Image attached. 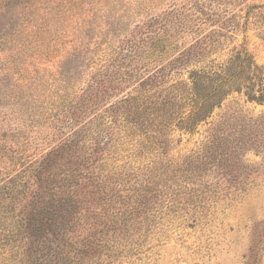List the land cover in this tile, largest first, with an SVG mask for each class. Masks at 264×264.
<instances>
[{"label": "rangeland", "instance_id": "374dc122", "mask_svg": "<svg viewBox=\"0 0 264 264\" xmlns=\"http://www.w3.org/2000/svg\"><path fill=\"white\" fill-rule=\"evenodd\" d=\"M223 23L206 62L245 47L264 67V0H0V264H72L52 236L27 241L45 220L24 205L39 161L85 124L102 141L100 175L127 200L100 264H264V105L233 94L158 145L105 120Z\"/></svg>", "mask_w": 264, "mask_h": 264}, {"label": "trees", "instance_id": "16d2710c", "mask_svg": "<svg viewBox=\"0 0 264 264\" xmlns=\"http://www.w3.org/2000/svg\"><path fill=\"white\" fill-rule=\"evenodd\" d=\"M223 26L182 50L168 70L140 80L107 109L106 124L110 128L124 125L129 134L158 145L175 128L194 132L233 94L264 105V67L245 47L235 48L222 63L206 62L221 43ZM152 44L157 43L152 40ZM91 130L85 124L39 161L40 181L24 205L28 221L36 217L45 220L38 225L29 222L27 241L35 243L52 236L59 259L72 264H100L106 240L120 231L121 217L115 211L127 201L108 177L100 175V164L93 157L102 141ZM83 151L90 154L88 161L81 160ZM135 202L129 201L127 205L132 204L127 208H135ZM110 212L113 215H108Z\"/></svg>", "mask_w": 264, "mask_h": 264}]
</instances>
